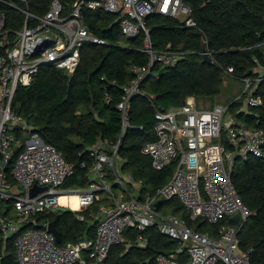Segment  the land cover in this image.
I'll use <instances>...</instances> for the list:
<instances>
[{
	"label": "built area",
	"instance_id": "obj_1",
	"mask_svg": "<svg viewBox=\"0 0 264 264\" xmlns=\"http://www.w3.org/2000/svg\"><path fill=\"white\" fill-rule=\"evenodd\" d=\"M22 13V24L15 29L4 27L0 12V239L13 237L17 264H106L112 245L123 239L126 228H136L138 244L147 241L148 227L180 242L179 255L159 253L157 264H250V251L239 246V232L251 215L239 197L231 179L236 157H264V128L237 125L227 117V105L215 103L198 107L193 96L183 105L154 113L155 139L146 141L141 152L150 158L153 169L171 163L175 168L168 181L154 193L145 188L142 179L123 171L124 160L118 156L121 137L130 123L132 97L140 93L142 80L157 63L174 65L187 52L154 49L147 18L152 14L177 18L184 26H196L191 8L184 0H73L68 9L60 0H51L48 9L37 14L29 10L28 0H0ZM102 10L118 16L122 34L132 39L143 34L142 50L148 56L143 66H132L134 78L121 86V126L117 141L100 139L88 149L92 165L85 188H63L64 180L73 174L75 164L65 160L50 143L44 142L27 120L14 110L12 102L19 86H28L43 65H53L71 74L80 60L86 43H107L93 34L85 23L82 9ZM208 52V51H207ZM210 55V52H208ZM232 67H227L229 74ZM244 77L245 109L261 104L260 97L250 94L253 81ZM150 97H154L150 95ZM108 99V97H107ZM225 141L233 148L228 149ZM81 167L86 163L81 161ZM46 186L29 196L32 186ZM117 190V192L115 191ZM107 201L96 211L94 237L60 244L52 232L23 227L30 215L54 208L81 211L101 198ZM71 194L77 195L78 208L72 207ZM67 196L65 202L59 198ZM176 197L189 211L192 221L218 223L216 236L190 227L185 218L162 214L157 204ZM10 203V215L5 214ZM238 215V222L231 217ZM79 219L83 216L77 214Z\"/></svg>",
	"mask_w": 264,
	"mask_h": 264
},
{
	"label": "trees",
	"instance_id": "obj_2",
	"mask_svg": "<svg viewBox=\"0 0 264 264\" xmlns=\"http://www.w3.org/2000/svg\"><path fill=\"white\" fill-rule=\"evenodd\" d=\"M68 9L73 0H60ZM191 8V17L196 26H184L177 18L152 14L147 18L149 35L154 49L167 45L187 53L176 64L157 63L152 73L139 85L140 93L130 102L129 117L132 125L120 139L118 156L124 160L123 171L142 179L148 192L154 193L171 177L175 163L157 170L150 165V158L141 152L146 141L154 140V113L183 105L187 97L193 96L198 107L210 108L215 97L221 93L224 76L242 81L244 77H258L250 92L260 97L258 106L244 107L247 93L226 102L227 115L237 125L249 128H264V0H184ZM51 0H28L30 11L42 14ZM4 14V27L15 29L22 24V13L0 3ZM90 31L105 39L107 43H86L80 51V60L71 74L53 65H43L28 86H19L12 106L38 133L41 139L54 145L66 161L75 164V170L64 182L63 188H85L92 157L88 149L100 139L117 141L121 117L116 104L122 98L121 86L135 76L132 66H143L148 56L142 50L143 34L127 39L117 22L118 16L102 10L82 9ZM207 42L212 62H204L200 41ZM227 67L232 71L227 74ZM153 95L154 97H150ZM108 97V99H107ZM228 149L233 146L225 141ZM84 161L85 167L80 163ZM232 182L251 215L239 232V246L250 251V264H264V157H236L231 173ZM101 198L87 208L76 211L54 208L30 215L32 221L24 228L43 229L44 223L56 216L57 230L61 233L60 244L92 238L97 223L96 211L107 201ZM5 214L10 215V203ZM4 201L0 199V206ZM163 214H174L185 218L188 225L216 236L221 224L192 221L189 211L178 198L164 199L158 203ZM77 214L83 216L79 219ZM136 228H126L123 239L112 245L106 264H157L159 253L179 255L180 242L172 239L153 226L143 233L144 245L138 244ZM0 264H17L13 237L3 242L0 239ZM223 264V263H219Z\"/></svg>",
	"mask_w": 264,
	"mask_h": 264
},
{
	"label": "rangeland",
	"instance_id": "obj_3",
	"mask_svg": "<svg viewBox=\"0 0 264 264\" xmlns=\"http://www.w3.org/2000/svg\"><path fill=\"white\" fill-rule=\"evenodd\" d=\"M260 75L261 72H264V68L255 69ZM257 78V77H252ZM226 83L221 89V93L215 97V102L225 104L227 101L237 97L244 89V84L242 81L234 79L228 75L224 76ZM117 192V190H115Z\"/></svg>",
	"mask_w": 264,
	"mask_h": 264
},
{
	"label": "water",
	"instance_id": "obj_4",
	"mask_svg": "<svg viewBox=\"0 0 264 264\" xmlns=\"http://www.w3.org/2000/svg\"><path fill=\"white\" fill-rule=\"evenodd\" d=\"M208 0H204V2L206 3ZM200 48H201V55H202V59L204 62H208L211 63L212 62V57L208 54L207 52V42L204 38H201L200 41ZM46 188V186H37L34 185L30 188L29 190V196H33L35 195L37 192L42 191ZM58 220V216H56L53 220H51L48 224H47V230L49 232H52L53 235L56 238L57 242H61V233L57 230L56 228V223ZM232 221L238 222L239 217L238 215H234L231 217Z\"/></svg>",
	"mask_w": 264,
	"mask_h": 264
},
{
	"label": "bare ground",
	"instance_id": "obj_5",
	"mask_svg": "<svg viewBox=\"0 0 264 264\" xmlns=\"http://www.w3.org/2000/svg\"><path fill=\"white\" fill-rule=\"evenodd\" d=\"M71 202H72V207L73 208H78V203H77V195L76 194H71V196L69 197ZM67 199V196L62 195L59 198L60 202H65V200Z\"/></svg>",
	"mask_w": 264,
	"mask_h": 264
},
{
	"label": "crops",
	"instance_id": "obj_6",
	"mask_svg": "<svg viewBox=\"0 0 264 264\" xmlns=\"http://www.w3.org/2000/svg\"><path fill=\"white\" fill-rule=\"evenodd\" d=\"M225 83H226V81L224 80L223 85H224ZM227 102H228V101H227ZM215 103H218V102H215ZM227 117H230V116L227 115ZM157 208H158V204H157ZM158 211H159L160 213H162L161 210H158ZM162 214H163V213H162Z\"/></svg>",
	"mask_w": 264,
	"mask_h": 264
}]
</instances>
